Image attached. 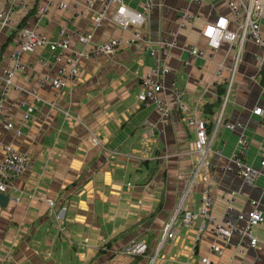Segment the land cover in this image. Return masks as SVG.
I'll return each instance as SVG.
<instances>
[{"label": "crops", "instance_id": "0c3cea01", "mask_svg": "<svg viewBox=\"0 0 264 264\" xmlns=\"http://www.w3.org/2000/svg\"><path fill=\"white\" fill-rule=\"evenodd\" d=\"M17 1L23 7L10 18L9 26L0 25V72L12 69L8 58L16 48V33L34 23L36 1ZM58 1L52 0L37 25V31L51 40L58 38L59 27L91 33L96 43L130 36L107 20L94 28L95 10L102 0H93L95 10L80 15L59 9ZM152 1L142 32L152 43L167 38L169 32H176L178 41L177 48L160 58L169 68L161 96L173 108L165 128L160 127L153 106H144L140 101V81L154 66L155 58L138 47L82 60L75 80L62 91L42 82L44 76H55L59 67L53 54L35 49L21 56L25 71H15L6 99L14 128L5 130L0 142L27 155L30 167L11 183V188L22 194L20 202L9 199L6 207H0L3 264H147L151 256H156L155 264H201L204 258L211 264H264V224L254 229L257 246L243 247L242 253L233 248L237 237L220 254L214 253L211 247L221 246L222 242L213 235L212 224L197 233L200 219L189 228L177 222L173 237L160 245L163 227L188 186L196 159L192 149L194 132L186 127L185 116L174 110L171 83L182 91V100L189 109L198 101L202 107L216 101L217 91L224 93V85L215 82L217 65H223L224 77L229 75L234 46L223 44L214 56H209L200 35L205 22L217 16L229 17L221 0H205L198 6L189 0ZM3 2L0 0V11ZM124 2L132 9H142L143 0ZM112 11L113 6L107 14ZM182 11L200 17L176 31ZM187 46L204 56L189 55ZM71 48L81 51L85 45L74 41ZM258 54L255 46H243L234 92L224 109V125L216 130L209 154L212 217L225 218L229 204L232 222L238 226L242 222L237 216L248 211L250 200L264 204V180L259 177L255 186L248 188L233 173L223 171L237 150V132L225 124H242L249 143L245 161L259 168V152L264 148V68L260 71L258 67ZM31 93L37 98L36 110L28 121H23L24 107L34 102ZM255 108H262L263 114L254 115ZM92 138L98 146L92 144ZM3 156L0 152V158ZM200 191V184L190 189L183 210L198 212ZM46 200L54 202L52 209ZM62 207L65 212L58 219ZM132 241L146 243L143 258L122 254Z\"/></svg>", "mask_w": 264, "mask_h": 264}, {"label": "built area", "instance_id": "2783aa9c", "mask_svg": "<svg viewBox=\"0 0 264 264\" xmlns=\"http://www.w3.org/2000/svg\"><path fill=\"white\" fill-rule=\"evenodd\" d=\"M35 12L33 25L23 26L16 33V48L9 56L12 63V69H4L0 72V138L5 130H12L14 124L10 113V106L6 103L9 91L12 88V79L15 71L24 73L25 68L20 64V58L23 54L33 52L35 49H46L53 54L54 61L59 64L55 76H44L43 83L49 84L53 89L62 91L72 83L78 73V65L82 60H94L100 57L113 56L122 48L136 46L146 52L149 56L155 58V64L151 70L142 77L140 81V101L144 106H153L159 117L161 128L167 126L168 119L172 112V107L161 96L164 81L163 79L169 74V68L163 63L162 59L166 58L169 52L178 46L176 32H169L167 38L152 43L142 32L145 25L147 13L152 9V0H143L142 9L135 10L127 6L124 0H102L100 6L95 10L93 0H84L78 3L68 4L64 0L57 2L59 9L70 10L73 14H83L85 11L93 12V26L95 29L102 25L104 20L113 24L122 32H127L128 38H109L102 42H93V36L88 32L68 31L63 27L58 29V38L51 40L37 31L38 21L46 15L52 0H35ZM205 0H189L192 5H201ZM223 6L228 10L229 17L217 16L210 22H205L200 31L201 37L205 40L206 46L210 52L209 56H214L223 44L234 46L232 54V63L229 69V75L224 77L222 64L217 65L215 73V82H221L224 85V93L221 96V106L218 112L211 120V131L207 130L208 120L200 116L202 104L198 101L194 107L188 108L182 100L183 93L174 87L171 83V95L174 101V110L185 116L184 123L187 128L194 132L192 142L193 153L196 156L194 167L186 190L182 193L178 206L168 223L163 227V233L160 245L167 239L173 237L172 229L178 222L182 228H189L197 219L201 223L197 233H202L207 224H212L213 235L220 239L222 244L213 245L211 250L220 254L222 248L231 246L232 240L237 237L238 242L233 248L242 253V248L254 249L259 240L254 236V229L264 224V204L255 200H250L248 211L237 216V220L242 222L241 226L232 222L230 217L231 206H226V216L222 220L212 217V180L210 178L211 162L209 154L211 144L215 137L216 130L223 124L224 109L230 102L234 92L235 74L237 66L241 61V51L245 44H251L259 50L255 60L260 67L264 68V0H221ZM113 6L111 15L107 14L110 7ZM23 7L22 2L17 0H4L3 8L0 11V25L7 27L10 18ZM198 14H191L189 11H182L177 18L176 31L184 29L187 24L199 19ZM77 41L85 45V49L78 51L71 48L72 42ZM189 55L202 57L204 53L193 50L190 46L186 47ZM33 103L26 105L22 114V120L28 121L35 112V103L37 98L34 93ZM22 105V104H21ZM58 110H60L58 108ZM252 113L257 116L263 114L262 108H255ZM68 117V113L64 112ZM226 128L237 132V150L231 155L230 163L223 168L227 173H233L248 188H253L259 179L264 180V148L259 152V168L249 165L245 161L249 143L243 132L240 122L235 124H225ZM20 133L17 132V135ZM92 144L99 145V142L92 138ZM0 152L3 157L0 158V193L7 194L9 199L14 203H19L22 199L21 193H16L15 188H11V183L19 176L24 174L30 167V159L27 155L15 151L9 146L2 145L0 142ZM200 184V206L197 213L191 210H183V202L194 185ZM233 195L232 193L230 194ZM30 197V196H29ZM31 198V197H30ZM231 200V199H229ZM228 200V202H229ZM50 209L54 207L52 200H46ZM65 208H60L57 218H61ZM147 246L143 241H132L123 250V254L129 257L142 256L146 253ZM156 256H151L147 264H155ZM0 264H3L0 261ZM201 264H211L209 260L202 259Z\"/></svg>", "mask_w": 264, "mask_h": 264}, {"label": "trees", "instance_id": "16d2710c", "mask_svg": "<svg viewBox=\"0 0 264 264\" xmlns=\"http://www.w3.org/2000/svg\"><path fill=\"white\" fill-rule=\"evenodd\" d=\"M263 81H264V79H263ZM217 94H218V99L216 101H214V102H206V104H204L203 107H202L203 117L208 120V124H207V130L208 131H211V127H212L211 120H212L213 114L215 112L214 110L218 107V105H220V98L219 97L223 94V90H218ZM123 250H122V254H123ZM99 254L101 255V254H103V252H99ZM143 256H145V254L142 255V256H133L131 258H133V259L138 258V257L139 258H141V257L143 258ZM126 257H129V256H126Z\"/></svg>", "mask_w": 264, "mask_h": 264}, {"label": "water", "instance_id": "95a60500", "mask_svg": "<svg viewBox=\"0 0 264 264\" xmlns=\"http://www.w3.org/2000/svg\"><path fill=\"white\" fill-rule=\"evenodd\" d=\"M9 198L5 194H0V207H6Z\"/></svg>", "mask_w": 264, "mask_h": 264}]
</instances>
